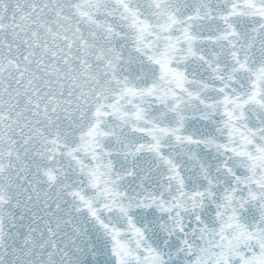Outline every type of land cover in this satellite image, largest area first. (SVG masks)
<instances>
[{"label": "snow or ice", "instance_id": "1", "mask_svg": "<svg viewBox=\"0 0 264 264\" xmlns=\"http://www.w3.org/2000/svg\"><path fill=\"white\" fill-rule=\"evenodd\" d=\"M0 264H264V0H0Z\"/></svg>", "mask_w": 264, "mask_h": 264}]
</instances>
